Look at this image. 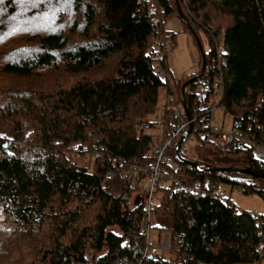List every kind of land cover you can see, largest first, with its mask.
Returning a JSON list of instances; mask_svg holds the SVG:
<instances>
[{"label":"trees","instance_id":"trees-1","mask_svg":"<svg viewBox=\"0 0 264 264\" xmlns=\"http://www.w3.org/2000/svg\"><path fill=\"white\" fill-rule=\"evenodd\" d=\"M179 3L196 34L210 37L205 75L188 87L190 114L198 113L200 82L213 91V38L224 30V114L252 123L248 134L263 144L264 0ZM176 12L175 0H0V122L9 127L0 134V264L136 263L145 203L139 195L130 207L136 190L107 174L114 158L154 161L159 139L152 130L158 125L157 136L166 135L173 126L168 97H179L194 77L175 79L167 63L177 41L167 23ZM184 32L191 33L186 24ZM156 65L164 78L154 74ZM161 92L162 118L154 119ZM196 144L181 154L208 166L250 168L260 178L200 172L178 159L177 172L167 168L176 178L212 193L231 185L264 200V161L253 149ZM84 146L97 148L91 170L73 159L84 156ZM156 201V215L174 218L166 236L176 259L162 254L148 264L257 263L264 215L241 210L230 197L177 191L168 180L157 186Z\"/></svg>","mask_w":264,"mask_h":264},{"label":"built area","instance_id":"built-area-1","mask_svg":"<svg viewBox=\"0 0 264 264\" xmlns=\"http://www.w3.org/2000/svg\"><path fill=\"white\" fill-rule=\"evenodd\" d=\"M215 46L216 57L212 69L217 72L216 80L212 92L209 91L207 82H200L198 89L196 90V95L199 100L198 113L194 116L191 115V119H188L186 115L184 102L187 101L189 86H187L185 90H181L179 97H176L175 95L169 96L168 100L174 102V114H171V117L173 118V126L171 127L168 136L164 139H159V143L154 147V161L150 165H142L137 163V161H131L126 158H114L112 162L113 169L107 174L108 178L128 179L133 189H142L140 196L143 197L145 203V216L143 219L141 234L145 238V245L135 264H148L150 260L163 254V250L159 246L151 244V230L154 228V222H157L155 219L157 204L156 189L160 182L168 180L169 183L175 186L177 191L185 192L190 195L201 197L214 196L215 199L221 200H225L226 198L221 190L212 193L206 184L195 182L192 185H186L174 176L173 173L179 170L177 149L179 140L183 136H186V138L192 137L197 143L200 141L211 143L218 149L224 151L229 150L233 145H237L239 148L243 149L250 148L254 150V157L256 159L264 161V155L261 154V150L264 149V143L259 144L257 141L258 137L255 134H248V128H252V123H248L247 125L242 117H238L232 121L230 129H224L214 125V113L219 108L224 112V107L221 105V101L225 91L222 64V59L227 53L225 36L220 37V40H216ZM154 74L161 78L165 77V73L158 65L155 66ZM198 75H201V69L193 76ZM204 75L205 73L203 76ZM161 122L165 123V120H162ZM161 126L162 124L160 123V127ZM192 126L193 132L192 134H188L187 130ZM144 128L149 129L150 125L145 124ZM73 150L77 151L76 149ZM96 151L97 148L94 152H90L87 146L82 147V152L87 160L91 154H96ZM181 156L186 158L182 154ZM167 168L173 173L169 172ZM197 169L202 172L207 170L208 167L200 162ZM256 213L257 212H254L253 214ZM159 227L162 228L160 225ZM261 238L262 242L258 248L259 258L256 264L264 263V226L261 230ZM122 244L123 246L128 247L130 244L129 237H126ZM127 263V259L122 262V264Z\"/></svg>","mask_w":264,"mask_h":264},{"label":"rangeland","instance_id":"rangeland-1","mask_svg":"<svg viewBox=\"0 0 264 264\" xmlns=\"http://www.w3.org/2000/svg\"><path fill=\"white\" fill-rule=\"evenodd\" d=\"M176 1V0H175ZM177 17L171 18L168 21L167 27L171 30L174 29L176 30L175 33H177V41H176V47L174 50L171 51V54L168 58V66L170 70L173 72L175 79L181 77L182 74L185 72L189 71L191 69L192 63L198 65L199 61L202 59L201 58V51L197 45V42L195 41L193 35L188 32H184V27L186 22L182 21L178 17V13H175ZM187 25V24H186ZM224 30L222 33L219 35V37L213 38L214 39V46H215V41L220 40V37L224 36ZM198 39L203 47L204 52L209 51L210 49V37L209 34L205 30H200L199 35L197 34ZM216 48V46H215ZM200 70V69H199ZM178 75V76H177ZM165 104V94L163 92L160 93L159 96V108H158V113L155 114V118H162L163 111L162 109L164 108ZM225 119V125L226 128H229L231 126L233 117L231 115H225L224 112L222 111L221 108H219L215 113H214V125L216 127L222 128V121ZM162 124V129L164 130V127L166 126V123L161 122ZM1 125V122H0ZM145 124L142 126L144 127ZM158 125H155L154 127L156 128L155 131L152 130L154 134V140L156 139H164L168 136V133L171 130V127H167V133L165 136L160 135L161 138H158L160 136H157L159 132L161 131L160 128L157 129ZM192 128L191 134L193 132V126L189 127L187 131ZM9 133V127L5 125L4 127H0V134L5 135V133ZM156 136V137H155ZM180 141V140H179ZM159 143V140L156 141V143L153 145V153H154V147ZM195 140L192 137H187L185 138L183 144L181 145L180 148V153L181 150H185L186 152L189 151L190 153L196 150V144ZM74 150H72V153ZM74 154V153H73ZM261 154L264 155V149L261 150ZM214 158V156H211ZM74 161L78 162L79 165L81 166H86L90 170L92 169V163L93 159L89 158L88 160L86 159V156L84 155H79L76 154L74 155ZM135 161V160H132ZM195 161V160H194ZM198 162V161H195ZM138 163V162H137ZM246 177V176H245ZM221 192L224 194L225 197H230L232 201L236 204L238 208L241 210H246V211H253V212H258L259 214L264 215V200L259 196V195H245L243 192L236 187H232L231 185H222L220 187ZM142 189H137L133 195V198L130 202V207H133L136 202V198L141 194ZM157 222H154V228L151 230V244L155 246H159L163 250V258L172 262L176 259V254L173 249L168 246V236L169 231L173 228L174 224L172 223L174 218L169 213L168 215H156L155 217ZM161 223L163 225H161ZM159 224L162 228L159 227ZM173 224V225H172ZM143 228V227H142ZM116 232L118 230L115 229ZM164 244V246H163ZM163 246V247H162ZM175 249H178L176 246ZM264 264V263H261Z\"/></svg>","mask_w":264,"mask_h":264},{"label":"water","instance_id":"water-1","mask_svg":"<svg viewBox=\"0 0 264 264\" xmlns=\"http://www.w3.org/2000/svg\"><path fill=\"white\" fill-rule=\"evenodd\" d=\"M176 5H177V9H178V17L186 22L187 26L190 27V32L191 34L193 35L195 41L197 42V45L201 51V58H202V67H201V75H198V76H194L193 78H191L189 81H187L184 86H183V89L182 90H185V88L187 86H189L191 84V82H193L194 80L196 79H199L200 77L203 76V74L206 72V67H207V60H206V55H205V52L203 50V47L198 39V36L196 34V32L193 30V28L191 27L190 25V22L188 20V18L184 15L182 9H181V5L179 3V0H176ZM184 109H185V112H186V115L188 117V119H191V114L189 112V109H188V106H187V101L184 102ZM191 131H192V128H190V130L188 131V134H191ZM186 136H183L179 143H178V149H177V157L180 161H182L183 163H186L194 168H197L198 167V164L200 162H195V161H191L189 159H186V158H183L180 154V148H181V145L183 144L184 140H185ZM5 147H7V145H5ZM207 170H215V171H220V172H238V173H241V174H244L248 177H251L252 179L254 178H260V175L259 174H256L255 172H253L250 168H235V167H211V166H208Z\"/></svg>","mask_w":264,"mask_h":264},{"label":"crops","instance_id":"crops-1","mask_svg":"<svg viewBox=\"0 0 264 264\" xmlns=\"http://www.w3.org/2000/svg\"><path fill=\"white\" fill-rule=\"evenodd\" d=\"M172 31H176L175 29H174V26H173V30ZM200 62V61H199ZM198 72V65H196V64H194V63H192V66H191V69L189 70V71H187V72H185L184 74H182L181 75V77H179V78H177V79H183V78H186V77H189V76H192V75H194V74H196ZM178 76V75H177ZM222 128H224V129H230V127L229 128H226V125H225V119H223V121H222ZM173 224H174V220H173V222H172ZM172 224V225H173ZM160 225V224H159ZM163 225V224H162Z\"/></svg>","mask_w":264,"mask_h":264},{"label":"snow or ice","instance_id":"snow-or-ice-1","mask_svg":"<svg viewBox=\"0 0 264 264\" xmlns=\"http://www.w3.org/2000/svg\"><path fill=\"white\" fill-rule=\"evenodd\" d=\"M66 2L70 3V2H71V0H66Z\"/></svg>","mask_w":264,"mask_h":264}]
</instances>
